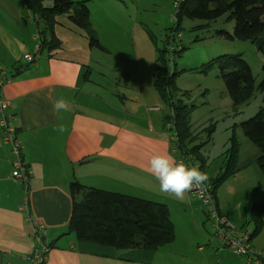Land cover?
Masks as SVG:
<instances>
[{
	"label": "crops",
	"instance_id": "obj_1",
	"mask_svg": "<svg viewBox=\"0 0 264 264\" xmlns=\"http://www.w3.org/2000/svg\"><path fill=\"white\" fill-rule=\"evenodd\" d=\"M91 23L104 50L92 47L88 33L75 25L73 34L63 39L69 29L58 20L55 34L69 55L61 49L39 53L42 23L18 0H0L2 98L10 102L11 123L31 171L26 189L13 177L15 156L3 143L0 126V264H29L37 245L35 225L45 226V241L52 247L45 264H248L245 256L225 250L220 238V244L212 239L208 230L207 244L201 246L193 226L202 200L195 192L184 201L161 193L159 182L145 170L156 153L181 161L167 128L173 112L154 87L157 56L149 36L140 35L132 52L118 36L130 32L123 23L108 21L103 12ZM25 54L34 55L35 62L29 64ZM61 97L70 107L56 115L52 101ZM61 125L65 130L58 132ZM74 182L165 204L171 221L175 214L181 216V222L173 224L174 240L154 251L78 240L67 231ZM213 200L238 232L236 204L225 208L219 198ZM259 202H247L239 220ZM26 203L28 210L21 209ZM252 244L264 258L260 246Z\"/></svg>",
	"mask_w": 264,
	"mask_h": 264
},
{
	"label": "trees",
	"instance_id": "obj_2",
	"mask_svg": "<svg viewBox=\"0 0 264 264\" xmlns=\"http://www.w3.org/2000/svg\"><path fill=\"white\" fill-rule=\"evenodd\" d=\"M20 6L35 17L36 22L43 23L40 28V50L52 53L61 49L62 42L56 37L55 27L60 15H69L72 23L79 29L86 31L92 47L101 46L91 23V11L86 1L74 3L72 0H18ZM50 2V6L47 3ZM227 15V21L234 22L233 34L219 31V36L229 39L250 41L264 55V0H185L179 6L177 26L170 32L175 33L181 29L184 17L206 21H216ZM156 49V77L154 87L163 102L171 109L172 116L168 118L173 124L171 128L175 133L174 145L178 150V157L188 166L205 170V159L201 153L207 143L214 126L207 129V141L194 145L197 139L193 131L188 106L174 101L172 92L168 89L174 80L175 72H169V63H174L177 51L172 35L168 36L163 47L156 44L154 37L147 32ZM170 38L174 41L170 43ZM171 50H170V48ZM173 56L170 57L169 54ZM218 67L233 103L240 105L247 102L256 90L255 78L248 63L241 55H224L213 59L203 66V70ZM264 71V64H263ZM259 89L264 91V78L259 84ZM169 95V96H168ZM244 134L260 149L257 157L264 180V107L251 119L240 124ZM204 130V131H205ZM227 154V167L215 179L205 184L211 185L213 195L215 190L231 175L247 165L237 167L238 148L234 140ZM191 145H194L191 147ZM73 199L72 216L67 224V231L75 233L78 240L96 243L102 246L124 249H143L154 251L171 243L175 238L173 223L170 219L168 207L129 196L121 193L110 192L94 187L83 186L74 182L70 186ZM264 213V200L250 209L254 218L256 229H262V215ZM261 229L252 233L256 237Z\"/></svg>",
	"mask_w": 264,
	"mask_h": 264
},
{
	"label": "rangeland",
	"instance_id": "obj_3",
	"mask_svg": "<svg viewBox=\"0 0 264 264\" xmlns=\"http://www.w3.org/2000/svg\"><path fill=\"white\" fill-rule=\"evenodd\" d=\"M72 1L74 3L86 1L91 11V19L94 22L99 19V12H103L108 21L115 19L123 23L124 28L130 29V32L119 33L118 36L132 52L135 43H139V40H141L140 35L148 36L147 32L154 37L159 47L165 45L168 36L172 35L175 38L177 51L181 50V53L175 54L174 57H172L171 53L169 54L172 59L174 58V63H169L168 69L170 74L175 72V76L168 89L172 92L175 102L186 105L189 110H192L190 112V121L193 131L197 134L194 145L205 143L207 141V131L205 129L211 125L214 126V132L210 140L205 143L201 150L205 159L204 172L209 177L207 182L212 181L225 171L227 154L232 147V140L237 144L239 155L235 165L242 167L251 163L246 168L239 169L228 177L214 191V195L211 187V195L214 199L216 198V201L219 198L225 208L236 204L234 221L237 222L238 232L248 229L251 230V233L259 231L261 228L257 230L256 226H254L252 214L244 213V220H239V214L245 210L247 202L252 201V203H255L260 201L259 203H262L264 200V180L257 162L260 149L248 139L240 126L243 122L253 118L260 108L264 107V91L258 87L264 78V55L258 50L257 46L250 41L232 40L217 34L219 31L233 34L234 22L227 21V15L216 21L184 17L180 31L170 32L171 29L177 26L175 16L177 18L179 6L185 0ZM47 4L50 6L51 3L48 2ZM58 20L65 28L69 29L63 32V39L70 32L73 34L74 24L70 20L69 15H60ZM43 26L44 24L42 23V28ZM173 41L170 38V43L174 44ZM149 42L155 51L153 43ZM137 45L139 46V44ZM68 52L70 50L65 45L61 49V53L69 55ZM224 55H241L252 70L256 90L251 99L243 104L237 105L233 103L218 67L203 70L205 64ZM88 69L89 67H85V70ZM163 103L165 104L164 107L168 109V104ZM194 145H191V147ZM22 158L24 160L23 154ZM202 202H199L201 212L200 218L195 221L193 226L194 234L202 242L200 243L201 246L206 245L208 230L213 235L212 239L217 240L220 244L215 224L209 216L210 209ZM180 222L181 216L175 214V219L172 220V223L175 226ZM232 230L234 231V228ZM252 242L260 246L264 255V213L262 215V229L256 237L251 238V244ZM225 250H229V248L225 247Z\"/></svg>",
	"mask_w": 264,
	"mask_h": 264
},
{
	"label": "built area",
	"instance_id": "obj_4",
	"mask_svg": "<svg viewBox=\"0 0 264 264\" xmlns=\"http://www.w3.org/2000/svg\"><path fill=\"white\" fill-rule=\"evenodd\" d=\"M39 50L40 42L36 51L39 52ZM24 58L29 64L35 62V56L32 54H25ZM3 82L4 80L0 79V126L3 128L2 140L4 144L11 147L12 153L15 156L13 162V177L22 181L27 189L31 171L27 168L22 158L23 144L17 139L15 128L11 123L14 117L8 112L10 102L7 98H2L1 87ZM150 110H159V108H150ZM172 126V122L168 121L167 128L171 131L172 139H175L176 135L171 130ZM193 192H195L203 203L209 207V216L215 224L216 234L223 245L229 248L235 255L245 256L248 264H264V258L261 252L254 250L251 244L250 232L233 231L232 229L234 227L228 222L227 216L218 212L213 196L211 195V186L205 184L203 192H198L197 190H193ZM22 208L28 210V203L21 207V209ZM33 236L37 245L28 260L30 264H45L52 250L51 245L45 241V226L35 225L33 227Z\"/></svg>",
	"mask_w": 264,
	"mask_h": 264
},
{
	"label": "clouds",
	"instance_id": "obj_5",
	"mask_svg": "<svg viewBox=\"0 0 264 264\" xmlns=\"http://www.w3.org/2000/svg\"><path fill=\"white\" fill-rule=\"evenodd\" d=\"M69 103L63 97L52 101L54 114L69 110ZM58 132H63L64 127L58 126ZM145 170L159 182L161 193L169 195L179 201H184L188 194L197 190L203 192L204 185L208 181V175L198 167L188 166L183 161H177L170 154L156 153L148 160ZM250 232L251 231H243Z\"/></svg>",
	"mask_w": 264,
	"mask_h": 264
}]
</instances>
